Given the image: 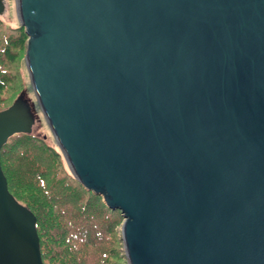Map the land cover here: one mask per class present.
Returning <instances> with one entry per match:
<instances>
[{"label": "water", "instance_id": "obj_1", "mask_svg": "<svg viewBox=\"0 0 264 264\" xmlns=\"http://www.w3.org/2000/svg\"><path fill=\"white\" fill-rule=\"evenodd\" d=\"M0 2V12L2 11ZM72 177L123 218L127 264H264V0H15ZM34 119L0 110V148ZM0 264H42L0 168Z\"/></svg>", "mask_w": 264, "mask_h": 264}, {"label": "trees", "instance_id": "obj_2", "mask_svg": "<svg viewBox=\"0 0 264 264\" xmlns=\"http://www.w3.org/2000/svg\"><path fill=\"white\" fill-rule=\"evenodd\" d=\"M0 39V110L24 51L21 26ZM8 192L35 218L42 264H127L118 227L122 216L71 175L57 147L40 134L15 133L0 148Z\"/></svg>", "mask_w": 264, "mask_h": 264}, {"label": "rangeland", "instance_id": "obj_3", "mask_svg": "<svg viewBox=\"0 0 264 264\" xmlns=\"http://www.w3.org/2000/svg\"><path fill=\"white\" fill-rule=\"evenodd\" d=\"M0 2L3 7L2 11L0 12V39L2 42H4L7 37L14 34L13 29L19 26V22L15 11V0H0ZM24 53L25 48L21 55L18 56L15 66L13 67L15 80L5 93V107L3 108L8 107L15 100L21 98L28 106L29 111L34 119V122L31 126V131L44 137L49 145L57 147L51 131L36 103L34 92L31 88L27 69L24 63ZM120 227L121 225L118 227L119 236Z\"/></svg>", "mask_w": 264, "mask_h": 264}, {"label": "bare ground", "instance_id": "obj_4", "mask_svg": "<svg viewBox=\"0 0 264 264\" xmlns=\"http://www.w3.org/2000/svg\"><path fill=\"white\" fill-rule=\"evenodd\" d=\"M29 82V81H28Z\"/></svg>", "mask_w": 264, "mask_h": 264}]
</instances>
